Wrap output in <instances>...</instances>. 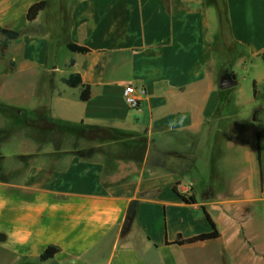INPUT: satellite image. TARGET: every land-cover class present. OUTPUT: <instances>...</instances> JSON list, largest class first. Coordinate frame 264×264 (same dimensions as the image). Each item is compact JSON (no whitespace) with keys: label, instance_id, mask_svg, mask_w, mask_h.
<instances>
[{"label":"crops","instance_id":"0c3cea01","mask_svg":"<svg viewBox=\"0 0 264 264\" xmlns=\"http://www.w3.org/2000/svg\"><path fill=\"white\" fill-rule=\"evenodd\" d=\"M0 28L20 32L0 48V264H264V130L240 118L238 84L218 90L225 67L255 78L264 64V0H0ZM72 74L87 101L62 82ZM128 84L144 92L134 109ZM93 128L180 152L198 136L197 203L174 192L191 195L182 172L82 136ZM204 211L219 237L175 244L212 231Z\"/></svg>","mask_w":264,"mask_h":264},{"label":"rangeland","instance_id":"374dc122","mask_svg":"<svg viewBox=\"0 0 264 264\" xmlns=\"http://www.w3.org/2000/svg\"><path fill=\"white\" fill-rule=\"evenodd\" d=\"M225 37V36H224ZM220 40L227 41V38H222L220 36ZM224 49L221 47L218 49V51L214 52V59L218 60L219 65L222 66L223 63H225V54L226 51H231L232 47L229 45V43L224 44ZM69 53L60 51L58 53V62L60 65L62 62L69 60ZM225 67V66H224ZM260 68H264V64L257 68V72L255 74V78H251V75L248 73V71H243L240 68L236 70V82L237 86L235 87L234 90H237L236 88H239L240 91L236 95V100L240 106V113L242 116L249 122V124L254 125L255 128L258 130H264V110L261 112H258V114H252L253 110L259 109L262 106V103H264V87H259L258 91L260 92L259 98L253 100L252 94L254 91V87L252 85V81L254 79H259V77L262 75V70ZM236 69V68H235ZM264 72V70H263ZM224 98L221 101L222 108L225 107V112L226 116L232 112V104H227V99ZM256 120L253 122V120ZM226 122V121H225ZM254 123V124H253ZM190 149L185 151V152H180V151H175L178 155H181L182 158H176V156H170L166 155L165 153L160 154L157 153L154 149L149 151L151 149V146L153 145H148L147 141L141 137H134L132 139L125 140L119 138L117 135L110 134L108 138H106L107 142H116L120 144L129 145V151H125V154H130L132 157L136 158H141L145 153L147 152V155L149 154L151 162L154 164L155 162L162 164L166 169H172V170H178L184 174V178H188L190 181V185L188 187L190 188L188 192H190L192 195L197 196L198 200V136L190 138ZM143 141H146V144H143ZM153 148H157L154 146ZM160 152H174V150H163V149H158ZM217 151H216V156H217ZM209 154V153H208ZM207 154V155H208ZM254 219L255 217L252 216ZM258 229V228H257Z\"/></svg>","mask_w":264,"mask_h":264},{"label":"trees","instance_id":"16d2710c","mask_svg":"<svg viewBox=\"0 0 264 264\" xmlns=\"http://www.w3.org/2000/svg\"><path fill=\"white\" fill-rule=\"evenodd\" d=\"M45 7H46V1H41V2H38V3L31 5L27 11L28 22H33L38 17L39 13L45 9ZM219 14H220V18L223 19V11L221 8H220ZM0 34L4 37V40L0 44L1 49H3L8 44L9 41L15 40L20 36V32L9 31V30H5L2 28H0ZM66 47L71 52H76V53H81V54H85V53L89 52V50L87 48L82 47V46H78V45H75L72 43L67 44ZM262 59L264 61V56H262ZM62 82L65 85H67L69 87H73V88L81 86L82 90H81V94H80V99L82 101H87L89 99L90 88H89V86L82 84L80 76L78 74H72L68 78L62 79ZM253 87H254V95L253 96L255 98L256 92H255L254 84H253ZM220 92H223V91H220ZM81 134L83 137H85L87 139H106L109 136V132L103 128H93L90 130H83L81 132ZM143 144L145 145L146 141H143ZM153 147L154 146H151V149H149V151L154 149L157 153H160V154L165 153L166 155L176 156V158H182V156L178 155L175 151L174 152H160V150H158L157 148H153ZM256 148H257V160H258V164H259L260 177H262V171H261V137H260L259 133H257V135H256ZM147 161H148V164H150V165H153L155 167H162V168L166 169L160 163L155 162L153 164L150 160L149 154L147 155ZM166 170H168V169H166ZM170 170H172V169H170ZM174 192H176L177 195L179 196V198L187 205H195L197 203L195 196L192 194L190 196H187L184 194H179L175 188H174ZM133 206L134 205H132V207H130L129 214H128V217L126 220V225L127 224L129 225V223L132 221ZM204 215H205L207 221L209 222V224L212 228V231L210 233L201 234V235H198L196 237H193V238L187 239V240H182L181 238H179L175 242V244L183 245V244H190V243H195V242H202V241L217 239L219 237V233L215 227V224L213 223V221L211 220V218L209 217V215L205 211H204ZM57 252H58V249L56 247L49 246L40 255V260L44 262V261H47L49 259H52Z\"/></svg>","mask_w":264,"mask_h":264},{"label":"built area","instance_id":"2783aa9c","mask_svg":"<svg viewBox=\"0 0 264 264\" xmlns=\"http://www.w3.org/2000/svg\"><path fill=\"white\" fill-rule=\"evenodd\" d=\"M144 92L142 89H137L133 85H126L123 90V100L125 104L131 108H137L140 104L138 95H142Z\"/></svg>","mask_w":264,"mask_h":264},{"label":"water","instance_id":"95a60500","mask_svg":"<svg viewBox=\"0 0 264 264\" xmlns=\"http://www.w3.org/2000/svg\"><path fill=\"white\" fill-rule=\"evenodd\" d=\"M237 85L236 78L229 72L227 68L222 70L218 78V90L226 91Z\"/></svg>","mask_w":264,"mask_h":264}]
</instances>
